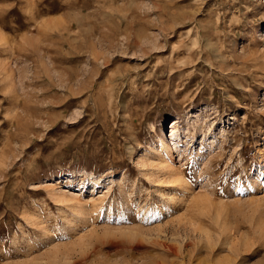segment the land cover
<instances>
[{
  "label": "rangeland",
  "instance_id": "1",
  "mask_svg": "<svg viewBox=\"0 0 264 264\" xmlns=\"http://www.w3.org/2000/svg\"><path fill=\"white\" fill-rule=\"evenodd\" d=\"M0 264H264V0H0Z\"/></svg>",
  "mask_w": 264,
  "mask_h": 264
}]
</instances>
